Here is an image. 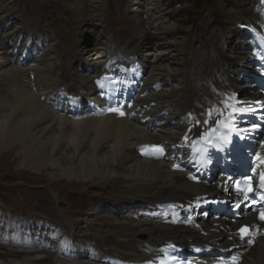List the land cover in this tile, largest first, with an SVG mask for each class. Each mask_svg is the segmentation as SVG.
Here are the masks:
<instances>
[{"label":"bare ground","instance_id":"bare-ground-1","mask_svg":"<svg viewBox=\"0 0 264 264\" xmlns=\"http://www.w3.org/2000/svg\"><path fill=\"white\" fill-rule=\"evenodd\" d=\"M129 1L135 20L131 24L132 33L129 36L126 33L131 40L129 47L121 51L111 42L105 28V14L93 7L95 0L90 1L89 7L81 5L78 0H69L70 10L80 24L79 45L75 51L77 66L71 71L67 70L68 61L60 59L61 55L66 59L70 54L68 50L61 49L60 37H44V33L49 32L46 17L50 16V12L45 20L42 16H26L19 0L0 4V20L9 17L18 20L14 30L0 22L1 168L10 169L14 162L20 169L29 167L41 172L36 174H47L51 178V184H48L51 189L61 183H76L78 188L82 185L102 186L105 193L120 188L113 197L93 201L88 208L79 211L80 217L86 216L71 220L56 213V201H45L47 198L38 196L33 207L34 216L13 225L5 224L8 231L14 232V239L11 240L13 250L5 257L0 254V264H109L104 261L106 254L99 249H103L102 245L87 246L79 238L81 234L85 238L95 232L94 235L101 236L92 240L100 241L106 237L102 235L104 231L112 232L119 239L123 246L120 251L130 257L127 261H135L136 264L145 261L146 264H181L180 257L186 246L203 243L234 246L230 258L237 257L239 264H264L263 227H259L254 244H243L237 240V226L252 222V219L246 218L247 213L244 214L242 207L241 218H237L235 212L230 213V208L225 213L209 208L202 210L198 225L207 235L195 227L163 224L157 217L148 216L147 213L159 211L167 203H185L198 195L218 196L219 193L230 201L236 196L231 191L221 192L219 181L222 180L219 178L211 184L205 177L196 182V177L192 178L195 174L193 168L178 164L172 167V164L162 160V155L141 153L147 147L144 144L148 143L161 146L164 151L169 145L187 150L192 148L195 128L185 129L181 122L182 115L195 107V90L198 97V94L208 95L214 89L229 87L244 93L252 88L251 84L242 85V74L237 69L247 67L250 62L249 55L244 57L248 62L239 59L242 53H249L245 46L248 41L241 39L239 33L240 29H244L242 23H239V29L233 27L232 31H217L214 26L209 35L211 39H208L211 48L205 40H187L181 44L176 40H166L161 43L159 41L167 34L175 31V25L167 26L166 20L160 16L145 18V12H152L147 8L149 0ZM226 10L225 13H229V17L236 22L244 21V15H256L253 12L255 9L250 6L243 8L244 14H240V10ZM259 10L264 11V8L257 7ZM95 33H99L95 43L86 45ZM160 36L161 40L155 39ZM19 45L21 53L17 55ZM26 46H30L38 54L37 57L23 59L22 51ZM197 47L199 53L192 60L190 53ZM179 53L181 57H177ZM117 54L128 61L140 59L147 69L143 89L150 88L149 96L139 101L142 108L133 120L118 113H107L109 103L105 98L109 91L107 86L101 91L100 83H97L104 72V61ZM150 56L155 58L151 60ZM175 56L177 60H173ZM213 62L215 64L211 66ZM192 69L197 74L195 72L190 78L189 71ZM160 86L162 88L156 90ZM248 95V101L259 99L252 92ZM73 96L76 103L72 102ZM65 102H71L69 112L79 108L81 119H77L75 114L57 111L56 106H66ZM142 112L144 114L140 115ZM148 116L154 117L153 120L160 118V128L156 133L147 127L152 122L151 118L147 121L148 125L141 123ZM12 156L15 159H10ZM227 188V185L223 186V189ZM93 192L94 196L91 191H83L82 194L90 198L104 194L95 195ZM137 206L139 210L133 211ZM7 210L2 204V214H8ZM108 211L111 219L103 223L101 218L107 217ZM93 217L99 221L97 226L89 224ZM194 224L196 226V216ZM31 226L37 230L32 232ZM167 240H177L174 247L176 253L156 250ZM109 241L113 242L112 239ZM44 242L54 246L56 252L49 254ZM238 246L244 249L240 255ZM61 251L69 253L70 257ZM213 264H219V261Z\"/></svg>","mask_w":264,"mask_h":264},{"label":"rangeland","instance_id":"rangeland-1","mask_svg":"<svg viewBox=\"0 0 264 264\" xmlns=\"http://www.w3.org/2000/svg\"><path fill=\"white\" fill-rule=\"evenodd\" d=\"M8 1L9 0H0V4L6 3ZM78 1L81 5L89 7L91 0ZM95 1L96 3L93 7L98 8L96 10L97 12H103L107 19V25L105 26V28L111 38L112 44L115 46V48L119 49L120 47V50L123 51L126 47H129L128 43L131 42V40L126 37V33H128V36L129 33H132L131 24L135 20V18L132 16L134 14V11H132L131 9L130 1ZM19 2L23 13L29 17L34 16V18H39L40 16H42L45 19L46 14L50 12V16L46 17L47 20L45 19L46 22L50 25L48 32L49 34L44 33V37L50 39L57 38L58 36L60 37V40H62L60 42L61 49L63 51L68 50V52L70 53L66 59L63 58L62 55L60 56V59H62L63 62H65L66 60L68 61L67 70L71 71L75 66H77L75 51L77 46L79 45L78 30H80V24L75 20V16L70 10L71 2H69V0H19ZM248 2V0H149L147 8L151 9L152 12L150 11L149 14L145 12L144 17L148 18L152 16H160V18L162 17L164 18V20H166L167 26L175 25V31H172L173 33L167 34L166 37H164L162 40L161 36L155 38L156 40H161L159 41L161 43H165L166 40H176V42L180 44L184 43L187 40H205L207 41L208 46L211 48V44L208 39H211V36L209 38V35L214 26L216 27L217 31H228L229 29H231L232 31L233 27L238 28V22L230 18L229 13H225L228 11L226 9L240 10L239 13L244 14L242 5H247ZM244 17H248V15H244ZM96 20L99 19L96 18ZM0 22L8 24V27L11 30H14L18 23V20H16V18L13 19L12 17H9L0 20ZM98 37L99 33L93 34L92 37L89 38L90 40L86 45L95 43V40ZM189 43L191 42H187V44ZM240 43L243 45V42ZM192 44H194L193 46H195V43ZM42 45L43 47L46 46L45 43H43ZM162 46H164V44ZM245 46L247 49L249 43ZM240 47L238 49H241ZM133 48H136V46H134ZM19 53L17 55H19ZM196 53H199L198 47L195 51L190 53V56L188 55L189 58H192L193 60L196 56ZM246 55H249V53H242L239 59L246 61L244 58ZM22 56H24V52ZM36 56L37 55L33 53V58ZM179 56L181 57L180 53L177 55V57ZM184 56L186 55H183V57ZM154 58L155 57L150 56L151 60H153ZM174 59L177 60L176 56L173 58V60ZM192 60L189 61L190 64L193 63ZM214 64L215 62L211 63V66ZM195 72L197 74V71H195L194 69L189 71L190 78L193 74H195ZM193 95L195 97L197 107L204 98H202L201 93L198 94L199 96L197 95L199 98L196 97V90L193 92ZM15 156H12L10 159H15ZM36 173L41 172H38L35 169L32 170L29 167L25 168V170L23 169V167L20 169V167L17 166V163L14 162L10 169H2L0 166V207H2L3 204L8 209V214H2V212L0 211L1 257H5L6 254L10 253L13 250V247L11 246V240L14 239V232L8 231L5 224L13 225L17 223V221H25L34 216L33 207L34 203L38 199V196H40L41 199L47 198L45 201H49V199L50 201H56V213H58L62 218L66 217L67 219L71 220L76 217L82 218L83 216H86L84 214L80 217L79 211L83 208H88L93 201H100L106 197H113L115 195V192L120 190V188H117L115 190H108L105 193L102 186L85 187L82 185L78 188V186H76V183H67L66 185L64 183H61L57 187H52L51 189L48 186V184H51V178L49 176H46L47 174L42 176ZM83 191H91L92 195L94 194L93 191H95V195L96 193L100 192H103L104 194L103 196L90 198L86 195H83ZM134 208V210L132 209L133 211L139 210V206ZM109 212L110 211L106 213L107 217L101 218L102 220H104L103 223H105L106 220L108 221V219H111L109 216ZM92 219L93 221L89 222V224L91 223L93 224L92 226H97V223L99 221L94 220V217ZM88 220L90 219L88 218ZM31 227L34 230L32 232H35L37 230L34 228V226ZM94 233H89L87 235L88 238H84V236L81 234L79 237L80 241L84 242L87 246L102 245L103 249L99 247L98 248L103 251L104 254H106V256L108 257H118L124 261H127V259L130 258L124 253V251H120L123 246L121 242L118 241L119 239L116 238V236H114L112 232L109 233V231H104L102 235L106 236L105 239L101 238L100 241L96 242L92 239L98 236L100 237L101 235L96 236L94 235ZM110 239H112L113 242L109 241ZM137 241L140 243V245H143V242L141 240L137 239ZM43 245L45 246V250L49 254H53L54 252H56L54 246L48 245L45 242L43 243ZM28 246L31 247L32 244H28ZM115 248H118V250H116ZM144 250L145 249H143V251ZM145 252L150 251L145 250ZM63 254H66V257H70L69 253L63 252ZM45 256H47V254H45Z\"/></svg>","mask_w":264,"mask_h":264},{"label":"snow or ice","instance_id":"snow-or-ice-1","mask_svg":"<svg viewBox=\"0 0 264 264\" xmlns=\"http://www.w3.org/2000/svg\"><path fill=\"white\" fill-rule=\"evenodd\" d=\"M256 56H257V58L264 59V56H261L260 53H256ZM106 79H109V78L106 77ZM97 83H100V82L98 81ZM101 91H103V86H101ZM225 106L233 109L229 113L227 120H231L235 115L238 114L239 109L235 108L230 103L226 102ZM108 111L113 112V113H118L120 116L125 115V113L119 108H109ZM203 122L207 123V121H203ZM216 123L218 125L223 126V127H230V124L224 120H218V121H216ZM202 138L204 140L208 141L209 145L212 146V141L209 139L207 134H205ZM185 139H187V137H185ZM226 142H227V140L225 139V143ZM151 151L154 154L163 155L164 149L161 146H155L154 145V146H151ZM256 159L260 162L261 165H264V157L257 156ZM192 178L195 179V177H192ZM260 179H261V187H264V173H261ZM246 184H247V193H251L253 191V183H252V177L251 176L246 178ZM247 193L245 194V197H244L245 200L248 199ZM262 198H264V197H262ZM237 207H239V205H237ZM258 220L261 222H264V211L260 212V214L258 216ZM173 222H175V221H173ZM253 227H255V226H253ZM261 227H264V224H262ZM238 235H239V238L241 241L250 244V243H252V237L255 235V233H253V231L248 226H243L238 230ZM237 259H238L237 257H233V264H235Z\"/></svg>","mask_w":264,"mask_h":264}]
</instances>
